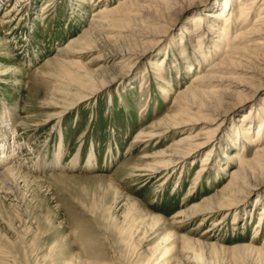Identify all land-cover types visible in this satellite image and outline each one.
I'll use <instances>...</instances> for the list:
<instances>
[{
  "label": "rangeland",
  "instance_id": "obj_1",
  "mask_svg": "<svg viewBox=\"0 0 264 264\" xmlns=\"http://www.w3.org/2000/svg\"><path fill=\"white\" fill-rule=\"evenodd\" d=\"M225 1L203 0L195 7L183 8L179 3L169 16L155 0H134L136 5L130 10L117 8L119 0H0V160L5 154L10 159L1 161L0 173L13 166L31 176L19 178L17 194L0 190V264H50L54 253L68 258L89 255V261L94 256V264H138L165 254L164 246L158 247L160 240L152 236L122 241L115 224L123 221L128 198L139 203L143 211L160 215L172 224L176 214L188 213L225 187L236 168L233 157L238 151L253 155L250 138L258 128H253L249 137L245 131L247 124L258 123L264 107V65L260 62L247 65L244 71L248 78L241 70L219 73L224 82L221 89L231 95L201 123L185 128L182 134L172 131V135L133 144L141 131L173 110L178 93L198 73L222 58L211 48L212 41L218 39L214 34L204 44L212 61L205 62L195 53L198 31H193V24L201 12L220 13ZM214 2L219 4L213 8ZM108 4L117 9L110 17L113 27L92 28L95 14ZM147 4L151 7L145 8ZM126 13L143 16L127 21ZM219 23L223 26L224 20L219 19ZM196 27L205 33L207 24ZM118 34L126 38L115 39ZM78 38L76 49L82 54L65 57L59 53L70 40ZM5 41L9 48L2 46ZM182 46L187 49L186 60L178 50ZM90 47L96 50L90 52ZM124 48L139 55L129 66L114 61L115 54ZM99 56L105 60L97 64L94 59ZM62 61L80 62L85 70L95 73V87L104 89L96 99L71 110L62 121L53 120L43 126L52 114L49 102L57 98V92L67 93L61 92V88H67L61 77ZM164 61L163 66H157ZM11 68H17V73L4 84L7 76L2 74ZM252 76L263 85L255 93L250 90L251 98L243 103L247 94L242 90L256 84ZM236 84L241 87L235 88ZM75 88L68 93L77 96L88 89L82 85ZM236 100L241 104L232 106ZM196 105L192 111L200 113L199 102ZM247 114L259 120L251 121L245 117ZM244 119L246 124L241 122ZM191 128L199 142L208 140L210 133L214 142L182 162L171 177L151 180L129 174L139 166L156 165L152 156L185 138ZM5 145L12 146L8 154ZM205 158L210 162L198 179ZM252 192L236 209V223L232 213L213 230L225 212L207 221L179 219L173 225L177 236L174 264H227L230 260L223 251L186 243V238L205 244L263 247L264 220L260 229L257 224L264 212V185ZM116 194L119 199L115 205L112 202ZM228 242L231 245H226ZM253 259L241 263L264 264L258 255ZM166 261L163 257L154 264Z\"/></svg>",
  "mask_w": 264,
  "mask_h": 264
},
{
  "label": "bare ground",
  "instance_id": "obj_2",
  "mask_svg": "<svg viewBox=\"0 0 264 264\" xmlns=\"http://www.w3.org/2000/svg\"><path fill=\"white\" fill-rule=\"evenodd\" d=\"M155 1L158 6L165 9L163 10L166 11L169 16L173 15L174 6L178 5L179 3H181L180 7H195L199 5L198 3H203V0ZM154 4L155 2L151 5ZM218 4V2H214L211 6L214 8L217 7ZM135 5L136 4L134 0H119L117 8L119 7L130 10V7ZM148 5L150 4H147L144 7H151ZM259 5H261L260 9L255 10L256 7H259ZM116 10V8H110L109 4L104 5V7L100 8L99 11L95 14L92 21V28L94 27L101 30H110L113 27V22L112 20H110V17L115 16ZM197 12L199 11H196V13ZM212 12L213 11H208L206 15H203L201 12L200 16L194 18L195 24H193V26H195V28H193V31H198V35H196L197 50L195 53L199 57L203 58L205 62L212 61V58L207 57V54L205 52L206 45L204 44H206L205 42L208 37L214 34V37L218 39L212 41L211 48H213L216 53H220L222 58L215 64H208V68L204 70V73H198L195 76L194 80L183 91H180L178 93L172 107L173 110H171L170 113L167 114L163 119L158 121V123L152 124L141 131L135 138V142L133 144H139L147 139L156 140V138L168 135L172 133V131H179V134L185 133V128L201 123L202 119L215 113L218 106L227 103L225 102V99L229 98V95L231 94L221 89L224 82L219 73L227 74V72L232 73L233 70H241L242 75L248 78V73L244 71L245 68H249L247 67V65L253 62H260V64L264 65V0H226L223 3L220 13L216 14ZM124 15L127 21H131L129 20L131 17L133 19H136L137 17L143 16L141 14H136L134 17L133 15H128V13ZM202 15L204 16V18L202 17ZM219 19L224 20L223 26H221V24L219 23ZM202 23L207 24L205 33L202 32V29L201 31L198 30L200 29V27L198 29L196 27ZM189 32L192 33L191 31ZM206 33L207 36L205 37ZM115 37L114 38L118 40L126 38V36H121L120 34ZM79 39L81 38L70 40L68 45L60 49L59 53L63 54L65 57H68L70 55L82 54L79 52L81 50L76 49L77 45L79 44ZM111 39H113V36L111 37ZM7 43L8 42L5 41L1 44L2 46L9 48V46H7ZM91 47L93 48V45H91ZM91 47L90 49H88L90 50V52L96 50L95 48L92 49ZM84 49L85 48H83L82 50ZM178 50L181 52L180 56L182 57V59L186 60L184 58V55L186 54L187 49L182 46ZM120 51V53L118 52L115 54L116 57L114 58V61H119V63L126 62V66H129L132 62H134L136 58L139 57V55H137L134 50L129 48H124V50ZM104 60V57L99 56L94 59V62L98 64V62H103ZM165 61L162 64H156H158L157 66L160 67L164 65ZM190 67H192V65ZM132 68L133 65L130 66L129 70H131ZM85 69V66L80 62H61V77H63L64 84H66L67 88H61L62 85L60 86V88L62 89L61 92L67 90V93H64L62 95L61 93L57 92V98L49 102L50 105L48 106H52V114L47 117V120H45L46 122L43 123V126L47 125L46 123H50L53 120L60 119L59 121H62V119L71 110L75 109L76 107L90 99H96L98 97L97 95L103 92L104 88H102V86L99 88L95 87L96 83L98 82L95 79V73ZM191 69L192 68H190V70ZM6 71V73L2 74L4 76H7L6 79L2 81L4 84H8L7 80L13 79V76H15V74L17 73V68L7 69ZM253 79L256 81V84L253 83L254 87L245 88L244 90H242L245 92V95L247 94V96L242 100L243 103L247 102L249 98H251V93H249L250 90L255 93V91L259 89V86L263 85L262 82H259L260 79H255V77L252 76V81ZM81 81H84L85 84ZM75 85H78L80 87L82 85L83 88L88 89L81 90L80 94H78L77 96H73L68 92L71 90H75ZM234 86L237 89L241 87V85L238 84ZM197 102H199L200 113H193L192 109L197 108ZM234 102L235 103H233L232 106L236 103H240L239 100H236ZM210 103L216 104L217 106L211 107L209 106ZM204 112L208 113L205 114ZM261 112L262 113L260 120L258 117L252 118L248 114L247 116H245L248 119L250 118L251 121L253 119L254 121L259 120L256 124H247L248 127L245 131L246 135L249 137V135L253 133V128H258L256 135L250 138V145L254 147L253 155L247 156L245 153H242V151H238L234 155L233 159L236 168L232 170L230 181L225 185L223 189H221L216 194V196L204 199L201 204L193 206L191 208V211H189L188 213L184 211L176 214L173 218H171L173 221L172 224L169 223L170 220H167L160 215L143 211L144 209L139 203H137L133 199L128 198L127 203H125V205L123 206L125 207L124 215L122 216L123 221L119 224H115V228L117 229L122 241L125 238L132 239L135 236H141V240H145L146 238H149V236H152L153 239H157L158 241L160 240L161 243H158V247L161 249V247L164 246L165 251V254L160 253L158 257H152V259L146 261H139L140 263L138 264H154V262L163 259V257H165L167 260L166 264H174L173 261L175 259V245L173 244L177 236L174 233L173 225L178 224V222H180L179 219H181L182 217H187L189 221L197 220L199 218L202 219L201 221H207L211 220L218 213L225 212L222 215V221L220 220V223L217 222V224L213 227V230L222 223L226 222L227 219L230 218L232 213L235 214V223L238 221V214L235 213V211H237L236 209H238L239 206L245 202V200L249 199L251 193H253L252 191L256 190L258 186L264 185V145H262L264 144V107L261 108ZM241 122L246 124L247 121H245L244 119ZM254 125H257L258 127H255ZM22 126H25V123L22 124ZM241 126L243 127L244 125L242 124ZM193 130L194 129L191 128L185 138L177 140L167 150L155 153L152 157L154 160H157L155 161L156 165H147L146 167L139 166L137 167L138 169L129 174H131L133 178L143 177L147 179L150 178L151 180H154L156 178H159V180L166 178L168 179L169 177H171V175L176 171V168L181 165L182 162H184L191 156H194L197 152H199V150H201L202 147L214 142V137L211 133L208 134V140L203 143L199 142L198 137L193 136ZM236 137H238L237 133ZM60 140L62 141V139ZM186 144L189 145V148L184 147ZM4 149H6L8 154V152H11L12 146L10 148L6 147L5 145ZM4 153L5 152L3 151L2 154ZM8 156L9 155L6 154L3 155V157H1L0 164L1 161L4 160V158L10 160ZM90 157H92V155ZM209 160V158H205L203 160L202 171L197 175L198 179L202 178V172L206 170V166H208L210 162ZM29 177L31 176L28 174H23L20 170H17V168L13 166L9 167L0 173V190L17 194V181H19V178L26 179ZM50 177H53V175H51ZM163 184L161 183V185ZM117 196L118 194L115 195L112 204H117L119 199ZM263 220L264 212L260 217V222L259 224H257V228H261ZM184 241L186 243L195 242L202 247L209 246L210 248L218 252L223 251L226 256L230 257V260H228L227 264H236L239 262L241 263L242 261L245 262L247 260L253 261L254 255H258L259 259H264V245L263 247L256 249L253 244L246 243L231 245V243L228 242V244L226 243V245L231 246H223L217 243L205 244L200 241H195L188 238H186ZM172 245L173 247L171 248ZM24 248H26V250L29 249L28 247ZM29 251H31V249H29ZM50 251H52V249H50ZM61 255L60 253L52 254L50 256V264H94L92 260H95L96 258L93 256V259L89 261V259H86L90 258L89 255L85 258L80 257V255L77 257L72 256L71 258H68L66 254L63 255L61 253Z\"/></svg>",
  "mask_w": 264,
  "mask_h": 264
}]
</instances>
